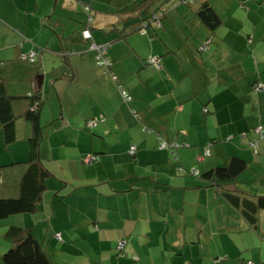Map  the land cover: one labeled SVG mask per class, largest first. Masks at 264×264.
Returning a JSON list of instances; mask_svg holds the SVG:
<instances>
[{
  "label": "crops",
  "instance_id": "obj_1",
  "mask_svg": "<svg viewBox=\"0 0 264 264\" xmlns=\"http://www.w3.org/2000/svg\"><path fill=\"white\" fill-rule=\"evenodd\" d=\"M84 1L0 0V76L7 77L10 92L27 95L39 91L37 77L43 75L41 88L49 94L43 113L50 122L39 153L51 176L37 215L14 222L33 225L56 264H264V210L252 226L201 178L237 156L247 167L237 176L236 188L264 196V137L257 152L249 146L253 129L264 125V90L256 96L249 92L251 71L259 70L264 79V2L211 0L223 19L218 43L232 42L230 28L248 29L257 46L254 51L245 47L243 54L214 56L213 64L205 62L201 70H184L188 60H176L173 50L191 33L181 40L175 36L167 46L172 51L164 54L162 39H152V27L146 35L137 29L142 0H93V38L110 42L114 71L133 94L126 103L113 79L96 67L95 50L81 35ZM247 3L259 12L241 16L240 7ZM175 4L170 0L168 6L176 24L199 6ZM121 28L128 32L116 38ZM193 29L206 34L196 23ZM168 34L173 36L172 30ZM237 41L244 44L242 37ZM37 45L46 50L37 64L20 58ZM63 49L76 54L61 65L55 52ZM159 54L164 56L161 69L146 63ZM64 70L71 71V79L62 77ZM28 106L26 100L19 102L17 112ZM99 115L105 121L89 131L86 121ZM16 126L18 141L7 148L0 138L1 164L29 158L31 127L22 116ZM227 136L232 140L223 141ZM159 137L189 146L175 153L162 150ZM131 145L137 147L135 156L128 153ZM207 147L210 155L203 157ZM89 153L99 160L85 163ZM191 168L200 174L186 172ZM120 239L126 240L124 255L117 249ZM2 244L0 239V255L6 248ZM215 256L220 260L214 262Z\"/></svg>",
  "mask_w": 264,
  "mask_h": 264
},
{
  "label": "trees",
  "instance_id": "obj_2",
  "mask_svg": "<svg viewBox=\"0 0 264 264\" xmlns=\"http://www.w3.org/2000/svg\"><path fill=\"white\" fill-rule=\"evenodd\" d=\"M92 1L93 0H87L82 3L85 27L81 30V35L83 39L89 42V48L95 50L96 67L101 70L103 75L113 79L123 100L129 103L133 99V94L124 88L123 84L119 81L118 75L114 71V63L108 55L110 42H97L93 38L92 22L94 21V15L92 12ZM175 1L177 2L175 8H177L178 5H183L187 9H194L196 3H199V6L192 12L189 11L180 24H176L173 18L170 17V8H172L168 6L170 0H142L139 7L143 9L136 15L138 18L136 20L137 27L139 28H136L141 35H146L148 30L152 27V39H158V37L162 39L165 46L164 54L165 52L169 54L172 51L168 50L167 46L170 40L175 42V36L178 35L177 40H181L185 33H188V35L191 33L188 39H184L185 41L189 40V43H183L184 40H182L179 44L180 46L176 48V51L173 50V52H176V60L182 61L184 58L188 60L182 64L184 70L189 68H193V70L200 68L201 70L203 63L209 62L213 64L215 61L214 56L218 58V56L222 57L226 54H243V51L247 53V51L244 50L245 47H248L250 51L255 50L258 40L256 39L257 37L254 31L251 32L248 29L238 31L239 29L234 30L230 28L229 33L234 35L231 39L232 42L222 41L218 43V26L222 24L223 19L219 11L213 6L211 0ZM246 1L249 2V0ZM260 2H264V0H253L252 3L259 4ZM150 8L152 9L149 11L148 9ZM257 12H259V10L255 8V6H249V3L244 7H240L241 16L256 14ZM237 20L238 19H236V21ZM195 23L198 24L199 31L202 30V32L206 33L205 36H199V33L193 32ZM170 30H172L173 36L168 34ZM86 32H88L89 35H86ZM117 32L116 38H122L128 32V29L121 28ZM240 37L244 39V44L241 41H237ZM240 43L241 45H239ZM192 45H194L195 48H193ZM236 50L237 52L233 53ZM193 51L197 53H195V57ZM45 52L46 50L43 47L37 45L33 50L22 52L20 58L28 63L37 64L39 58L45 56ZM55 54L59 57L58 60L60 64L64 65L68 57L71 54H76V51L63 49L60 52H55ZM162 57H164L162 54L150 55L145 60L148 65L161 69L163 67ZM193 58H195L194 64L192 61ZM39 74L44 73L42 72ZM63 76L71 79L72 73L69 70H64L62 73V77ZM249 77L252 78L249 92L255 96L259 95L264 90V79L261 77V72H259V70H253L250 72ZM46 93L47 91H43V88L39 91H31L27 95L12 93L9 91L7 77L0 76V138L7 148L18 141L19 135L16 123L19 116L25 118L26 123L30 125L32 131V134L28 137L30 145L29 158L25 161H15L9 164L0 163V230H3L0 232V239L1 243L3 242L1 246L6 247L0 255V264H56V261L51 260L48 256L46 250L47 241L43 243V241L38 238L34 232L33 225L29 227L14 222L16 219L21 220L22 216L25 218L26 216L24 215H37L40 210L43 194L47 189L48 179L51 176L50 171L43 164L39 153L44 128L50 122V120L45 119L43 113L49 98V94L46 95ZM25 100L28 102L29 106L20 115L16 107L19 105V102ZM131 112L137 116L135 111L131 110ZM208 112L209 108L205 107L204 113L207 114ZM103 121H105L104 115L89 118L86 121V128L92 131ZM260 126H262L261 131L258 130ZM143 129L148 133L152 132V129L149 127H144ZM253 134L254 135L249 140V146L254 152H257L260 139L264 137V125H257L253 129ZM246 135L247 132L243 133L244 137ZM232 138L233 136H227L223 141H231ZM188 146L189 145L185 142H168L164 138L159 137L158 148L162 150L170 149L175 153L179 148ZM128 153L131 156H135L137 153L136 145H131L128 149ZM209 155L210 150L207 147L203 157ZM83 160L85 163L91 164L97 162L99 157L95 153H89L85 155ZM246 167L247 162L245 160L237 156H231L229 164L217 166L206 171L201 175V178L216 187L219 195H222L226 201L239 210L252 226H256L258 222V213L264 210V196H248L242 194L236 188V178ZM180 171H184V169L180 167ZM186 172L192 175L200 174V170L197 168H191ZM7 181L10 183H7ZM54 237L60 242L63 241L61 232H56ZM125 248L126 247L123 249L118 248V251L124 254ZM220 258L216 257L214 262H217ZM250 262L256 264L252 260H247L244 264Z\"/></svg>",
  "mask_w": 264,
  "mask_h": 264
},
{
  "label": "rangeland",
  "instance_id": "obj_3",
  "mask_svg": "<svg viewBox=\"0 0 264 264\" xmlns=\"http://www.w3.org/2000/svg\"><path fill=\"white\" fill-rule=\"evenodd\" d=\"M16 145L19 146V145H22V144L19 143V144H16ZM21 156H22V155H21V153H20V156H19V157H21ZM25 156H26V152H25V154H23V157H21V158H25ZM1 161H5V160L2 159ZM5 162H6V161H5ZM14 219H15V218H14ZM10 220H11V219H10ZM16 221H19V219L16 220ZM120 241H125V247H126V240H125V239H120V240L118 241L117 249L119 248V242H120ZM119 249H120V248H119ZM119 249H118V250H119ZM256 250L259 251L260 248L257 247ZM257 251H256V252H257ZM124 252H125V251H124ZM120 254H121V253H120ZM122 255H124V254H122ZM255 255H256V254H255ZM134 259H135V258H134Z\"/></svg>",
  "mask_w": 264,
  "mask_h": 264
},
{
  "label": "built area",
  "instance_id": "obj_4",
  "mask_svg": "<svg viewBox=\"0 0 264 264\" xmlns=\"http://www.w3.org/2000/svg\"><path fill=\"white\" fill-rule=\"evenodd\" d=\"M86 35H89V33L86 32ZM258 130L261 131V130H262V126H260ZM124 247H125V241H120V242H119V248H120V249H123ZM248 264H254V263L250 262V263H248Z\"/></svg>",
  "mask_w": 264,
  "mask_h": 264
},
{
  "label": "water",
  "instance_id": "obj_5",
  "mask_svg": "<svg viewBox=\"0 0 264 264\" xmlns=\"http://www.w3.org/2000/svg\"><path fill=\"white\" fill-rule=\"evenodd\" d=\"M42 80H43V75H39V77H37V90H40L42 87Z\"/></svg>",
  "mask_w": 264,
  "mask_h": 264
}]
</instances>
